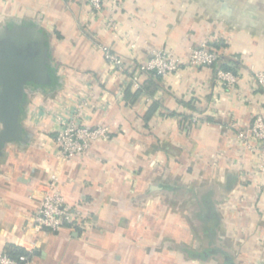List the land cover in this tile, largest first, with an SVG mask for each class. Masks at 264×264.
I'll return each mask as SVG.
<instances>
[{
    "label": "crops",
    "instance_id": "obj_1",
    "mask_svg": "<svg viewBox=\"0 0 264 264\" xmlns=\"http://www.w3.org/2000/svg\"><path fill=\"white\" fill-rule=\"evenodd\" d=\"M114 17L116 31L89 19L86 0H0V28L38 25L59 78L51 90L26 87V139L0 148V253L22 248L31 264H264V164L235 139L264 117V92L251 79L264 69V0H123ZM202 43L217 44L238 75L235 90L217 101L213 68L182 66L153 95L127 103L123 77L105 67L99 49L137 67L158 50L184 61ZM150 77L142 74L141 84ZM89 90L87 122L108 126L111 136L64 164L57 118ZM194 115L201 119L190 124ZM53 172L83 228L33 230Z\"/></svg>",
    "mask_w": 264,
    "mask_h": 264
},
{
    "label": "built area",
    "instance_id": "obj_2",
    "mask_svg": "<svg viewBox=\"0 0 264 264\" xmlns=\"http://www.w3.org/2000/svg\"><path fill=\"white\" fill-rule=\"evenodd\" d=\"M88 16L91 21L102 19L106 29L117 30L114 14L123 8V0H86ZM106 7L110 10L104 14ZM103 53L105 67L119 73L124 80V86H130L133 91L141 88V75L153 73L160 77L173 74L184 67L211 66L214 71L216 95L215 101L222 93L235 90L238 75L231 70H223L222 55L219 50L210 48L207 43L190 49L188 57L182 61L178 56L168 50L151 52L149 59L140 66L133 67L125 64L107 46H100ZM251 79L254 87L264 92V69L252 70ZM218 94V95H217ZM93 91L89 90L77 97L74 109L65 117H58V129L55 134V148L60 161L70 164L82 160L88 155L91 145L95 141L108 140L111 131L106 125H89L87 113ZM199 115L189 119L190 124L200 121ZM235 139L242 153L255 157L257 165L262 168L264 164V117L255 115L251 123L236 131ZM58 175L50 174L40 191V205L31 217L34 231L58 232L63 227H84L81 213L72 208L64 197L55 189ZM27 252V251H26ZM20 255L17 259L9 257L5 252L0 253V264H31L32 254Z\"/></svg>",
    "mask_w": 264,
    "mask_h": 264
},
{
    "label": "water",
    "instance_id": "obj_3",
    "mask_svg": "<svg viewBox=\"0 0 264 264\" xmlns=\"http://www.w3.org/2000/svg\"><path fill=\"white\" fill-rule=\"evenodd\" d=\"M48 41L38 25L0 28V148L11 139L25 140L20 104L30 83L48 84Z\"/></svg>",
    "mask_w": 264,
    "mask_h": 264
},
{
    "label": "trees",
    "instance_id": "obj_4",
    "mask_svg": "<svg viewBox=\"0 0 264 264\" xmlns=\"http://www.w3.org/2000/svg\"><path fill=\"white\" fill-rule=\"evenodd\" d=\"M208 45L210 46V48L219 50V46L217 44H208ZM46 56L49 59V62L47 64V74L50 78V82L48 84H43V85H36V84L30 83L29 86H32L34 88H42L43 90L47 91V90H51V89H53L59 85V78L55 73V68L50 63L49 49H48ZM221 68L223 70L234 71L233 69H231L230 67H228L227 65H224V64L221 65ZM147 74L151 77L148 78L147 81H145L141 84L140 89L133 91L130 86H127L125 88L124 100L127 103H132L133 101L138 99L141 95L142 96L143 95L151 96V95H153L154 91H156V89H158L157 83L159 82L161 77L158 75H155L153 73H147ZM156 109H157V103L152 102V104L150 105V107H149V109L145 115V119L147 120L150 116H152V114H154ZM4 252L9 257L14 258V259H17L20 255H28L24 249L19 248V247H15V246H7L4 250ZM230 264H232L231 261H230Z\"/></svg>",
    "mask_w": 264,
    "mask_h": 264
}]
</instances>
